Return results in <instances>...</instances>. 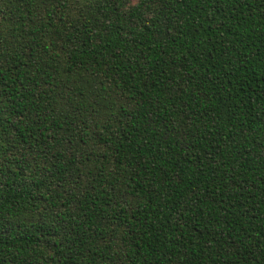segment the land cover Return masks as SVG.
<instances>
[{
	"label": "trees",
	"instance_id": "16d2710c",
	"mask_svg": "<svg viewBox=\"0 0 264 264\" xmlns=\"http://www.w3.org/2000/svg\"><path fill=\"white\" fill-rule=\"evenodd\" d=\"M0 264H264V0H0Z\"/></svg>",
	"mask_w": 264,
	"mask_h": 264
}]
</instances>
